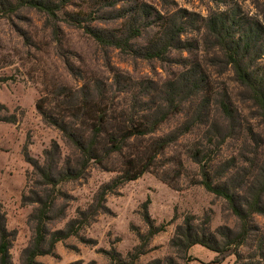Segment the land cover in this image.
Segmentation results:
<instances>
[{"label": "rangeland", "instance_id": "rangeland-1", "mask_svg": "<svg viewBox=\"0 0 264 264\" xmlns=\"http://www.w3.org/2000/svg\"><path fill=\"white\" fill-rule=\"evenodd\" d=\"M66 10L78 13L82 24L113 31L116 36H125L129 27L139 28L140 36L132 40L135 47L146 46L166 24L181 25L183 32L171 40L160 59H144L99 45L66 21L63 11L50 18L29 6L0 10V206L7 229L14 233L9 250L12 264L21 263L33 237L30 215L37 205L26 198L44 196L41 178L26 158L40 166L57 163L59 168L75 158L73 148L42 119L36 105L42 101L56 116L66 107V94L72 91L81 97L86 90L94 94L106 90L128 102L163 103L175 88L169 81L191 68L199 70L204 81L193 98L180 94L186 96L181 100L182 113L171 115L158 134L174 131L191 119L201 125L157 158L154 171L108 193L103 211L77 236L57 243L51 255L38 257L36 264H107L110 250L125 257L138 244L137 233L147 230L141 215L147 199L150 218L165 229L151 238L135 264L167 257L177 264H264V216L259 214L251 217L245 242L224 253L197 244L182 254L169 244L187 216L206 235L219 237L222 227L239 229L225 200L195 183L200 179L198 167L185 157V151L201 142L206 130L214 132L211 124L220 118L223 100L233 111V129L215 153L219 168L214 173L235 159L236 167L224 179L237 184L248 172L256 175L264 164V122L219 52L212 24L225 22L222 36L243 37L245 31H252L248 59L252 68L264 74V0H73ZM205 98L209 105L201 108ZM255 148L258 153L252 156ZM119 163L118 157L111 159L113 167ZM116 175L91 164L81 178L60 183L55 194L60 190L61 195L50 212L47 229L64 228L77 210L94 203L100 187Z\"/></svg>", "mask_w": 264, "mask_h": 264}, {"label": "trees", "instance_id": "trees-1", "mask_svg": "<svg viewBox=\"0 0 264 264\" xmlns=\"http://www.w3.org/2000/svg\"><path fill=\"white\" fill-rule=\"evenodd\" d=\"M2 1L6 2L5 5ZM72 1L0 0V10H14L19 6H29L45 12L50 18L56 17L57 12L63 11L66 21L81 28L99 45L112 46L144 59H160L171 47V40L178 38L183 32L181 25L166 24L160 35L152 38L146 46L135 47L132 40L140 36L139 28L129 27L125 36H116L113 31L104 32L84 25L78 13L67 12L66 7L71 5ZM212 24L218 38L219 52L223 54L235 80L245 90L248 101L255 107L264 122V74L252 68L251 60L248 59L252 31H245L243 37L230 33L228 36H222L225 22L221 20L219 23ZM200 74L199 70L191 68L183 72L176 80L169 81L168 84L175 88L162 100L163 103L152 104L139 99L128 102L106 90L99 91L98 94L86 90L82 92L81 97L72 91L66 94L68 98L66 107L57 112L56 116L51 114L42 101L36 105L42 119L54 126L73 148L75 158L72 162L67 161L60 168L57 163L46 162L40 166L35 160L26 158L41 178L44 196L36 197V200L26 198V201L35 203L37 207L30 215V221L34 226L33 237L29 246L23 251L20 264H36L38 257L51 255L57 243L77 236L81 229L104 210L103 202L108 193H113L122 184L135 181L143 174L154 171L157 158L181 137L191 134L194 128L201 125L199 120L191 119L174 131L158 134L171 115L182 113L181 100L186 96L180 94L186 93L187 96L189 95V100L198 93L199 85L204 81ZM208 105L209 99L205 98L201 108ZM219 112L220 118L211 124L214 132L206 130L201 142L187 146L185 157L198 167L200 179L195 183H199L207 192L225 200L239 223V229L232 231L222 227L218 231L219 237L212 234L206 235L202 233L204 230L197 229L192 218L187 216L182 224L176 227L169 242L174 250L182 254L197 244L219 254L226 252L230 247L240 246L248 236L251 217L254 214L264 216V164L256 175L248 172L237 184L224 179V176L236 167L235 159L226 161L223 168L219 169V173H214L215 168H219L215 163V153L229 137L228 132L233 129V111L229 103L222 100L219 103ZM207 123L208 121L204 125ZM53 148L57 149V145L53 144ZM256 153H258L256 148L251 151L252 156ZM49 154L50 151L46 150L45 156L49 157ZM113 157L119 158V166L111 165ZM91 164L106 171H115L117 175L107 184L102 185L94 203L84 210H77L76 216L68 221L64 228L49 231L47 222L50 219V212L58 195H61L60 190H57L55 194L56 187L62 182L81 178ZM239 192H244V197ZM22 201H25V198ZM148 204L147 199L142 206V220L147 230L144 234L137 233L138 244L125 257L115 250L106 252L109 260L107 264H135L145 253L151 238L164 231V225H155L150 218ZM13 237L14 233L6 227L5 214L0 206V264H12L9 250ZM148 264L177 263L173 258L167 257L162 260H152Z\"/></svg>", "mask_w": 264, "mask_h": 264}]
</instances>
